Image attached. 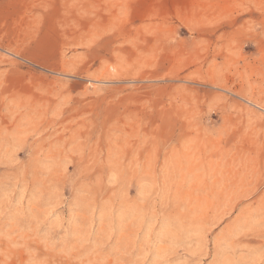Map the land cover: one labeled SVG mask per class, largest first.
<instances>
[{
  "label": "rangeland",
  "instance_id": "rangeland-1",
  "mask_svg": "<svg viewBox=\"0 0 264 264\" xmlns=\"http://www.w3.org/2000/svg\"><path fill=\"white\" fill-rule=\"evenodd\" d=\"M0 264H264V0H0Z\"/></svg>",
  "mask_w": 264,
  "mask_h": 264
}]
</instances>
